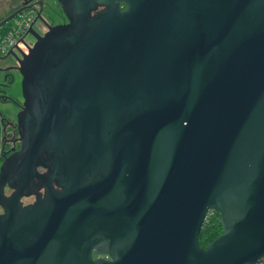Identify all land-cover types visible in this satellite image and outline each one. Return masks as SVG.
Returning a JSON list of instances; mask_svg holds the SVG:
<instances>
[{"label":"water","instance_id":"95a60500","mask_svg":"<svg viewBox=\"0 0 264 264\" xmlns=\"http://www.w3.org/2000/svg\"><path fill=\"white\" fill-rule=\"evenodd\" d=\"M56 1L67 22L30 27L18 59L20 148L0 164V264H257L264 0ZM43 152L50 173L39 175ZM209 210L221 232L201 247Z\"/></svg>","mask_w":264,"mask_h":264},{"label":"flooded vegetation","instance_id":"af4514ba","mask_svg":"<svg viewBox=\"0 0 264 264\" xmlns=\"http://www.w3.org/2000/svg\"><path fill=\"white\" fill-rule=\"evenodd\" d=\"M25 1H28L27 5L34 3L38 7L36 15L40 17L39 20L42 25L41 31H35L38 35H42L47 30V27L67 22L65 13L56 0ZM36 1L41 3L40 6ZM19 7H21V1L16 3L12 10L4 16H7ZM102 8L103 6L98 5L95 10H91L90 13H97ZM120 9H123V6L120 5ZM32 43L24 46V50H18V53L14 52V50H10L5 54L0 55V164L5 157L10 156L20 148L17 114L22 109L23 95L21 90L22 76L19 70L18 59L21 58L22 54L27 53L28 49L32 46ZM50 158V154L45 152L41 153L40 163L35 166V170L39 175L50 173ZM44 181L45 179L40 176H34L31 180V184L36 186L38 193L41 195L43 194V188L45 186ZM50 183L53 190L60 189V186L57 185L55 180H52ZM12 191L13 187L10 188L4 186L3 188L4 195H8ZM34 199V194L30 193L28 195H22L19 198V201L24 205L32 203ZM1 211L2 208L0 207V212ZM93 257L95 256L93 255Z\"/></svg>","mask_w":264,"mask_h":264},{"label":"built area","instance_id":"2783aa9c","mask_svg":"<svg viewBox=\"0 0 264 264\" xmlns=\"http://www.w3.org/2000/svg\"><path fill=\"white\" fill-rule=\"evenodd\" d=\"M26 5L13 18L0 26V55L10 50H20V46L27 45L23 39L33 22L37 20L35 17L38 7L34 3Z\"/></svg>","mask_w":264,"mask_h":264},{"label":"trees","instance_id":"16d2710c","mask_svg":"<svg viewBox=\"0 0 264 264\" xmlns=\"http://www.w3.org/2000/svg\"><path fill=\"white\" fill-rule=\"evenodd\" d=\"M5 17V16H4ZM213 212L214 217L210 215ZM217 213L213 210H209L206 213L205 219L202 222L199 234H198V244L204 247L209 241L216 237L220 232L221 228L217 220Z\"/></svg>","mask_w":264,"mask_h":264},{"label":"rangeland","instance_id":"374dc122","mask_svg":"<svg viewBox=\"0 0 264 264\" xmlns=\"http://www.w3.org/2000/svg\"><path fill=\"white\" fill-rule=\"evenodd\" d=\"M21 0H0V18L2 16H4L6 13H8L9 11L12 10V8L15 6L16 3L20 2ZM3 18V17H2ZM42 25H41V22L40 20H35L32 24V28L35 30V31H41V28ZM24 43L25 44H30L33 42V37L27 33L25 36H24ZM20 50H24L25 47L22 45L19 47ZM14 52L18 53V50H14ZM208 212V211H207ZM214 214L213 212L210 213V215L212 217H214ZM206 216V215H205ZM205 219V218H204ZM204 221V220H203ZM257 264H264V257L261 258L259 260V262Z\"/></svg>","mask_w":264,"mask_h":264}]
</instances>
